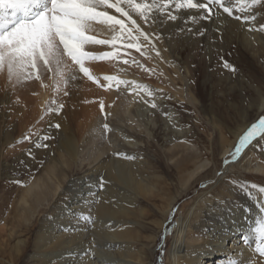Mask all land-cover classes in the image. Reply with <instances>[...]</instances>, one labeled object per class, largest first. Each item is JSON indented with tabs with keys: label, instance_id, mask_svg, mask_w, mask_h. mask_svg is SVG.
<instances>
[{
	"label": "bare ground",
	"instance_id": "obj_1",
	"mask_svg": "<svg viewBox=\"0 0 264 264\" xmlns=\"http://www.w3.org/2000/svg\"><path fill=\"white\" fill-rule=\"evenodd\" d=\"M218 10L222 12L221 9ZM172 11L173 14L176 13V10ZM108 12L118 17L120 16L114 9H109ZM132 15L145 32L150 34L162 33V38L159 40L153 36L150 45L155 44L158 47L159 55L172 57V59L174 49L171 43L177 40L179 29H185V31L179 33L180 36L192 39L196 35L193 32L187 33V27L190 25H194L192 26L194 27L193 29H209L210 27L209 31L213 32L225 26L227 27L228 24L236 28L234 25L238 24L236 19L227 17V14L223 13L221 20L201 21L199 26L193 24L192 21L187 24L189 20L178 19L176 22L167 21L162 27L158 24H145L135 13H132ZM242 25L247 27L249 24L243 22ZM115 32H118L117 27L116 31H113L107 24L93 22L86 34L89 36L106 37L105 35L108 34L113 36ZM260 34L263 35V33ZM241 36L247 42L249 37L254 35L243 30ZM207 37L208 32L206 31L203 39ZM140 38L145 41L143 37ZM178 61L174 59L176 68L181 74L183 70ZM60 65L56 66L52 83V92L54 91L56 95H53V93L46 95L44 91L41 95L40 104L34 108L31 114L34 117L26 119V123L28 125L29 122L31 123L32 120L34 121L40 116L42 118L41 126L39 124L37 129L41 130L40 128H44L42 130L44 132H42V137L44 135L49 136V132L53 133V140L43 141L40 138L38 141L50 144L47 156L49 159H55L51 160L54 162L48 165L44 171L46 176H52L56 174L60 166L62 167V175L56 189L53 191L52 197L48 198L49 203L46 208L33 209L34 211L31 212V208L35 205L29 202L28 196L33 194L32 192L36 186L35 182L23 190L20 197L13 196V189L11 187L9 191L10 196L2 198L0 205L5 209L10 208L11 210L9 217H3L5 218L3 226L0 225V260H6L9 264H21L22 258L31 247L32 252L29 254L30 264H157L155 256L159 232L165 227L169 213L175 206V203L178 202L180 195L189 187L188 184L193 183V179L199 172L208 166V162H201L199 154H192L184 165L178 166L179 182L181 184L179 193H166L161 188L162 186L160 187L158 179H155L157 176H150L144 172L146 161L138 158L140 156H138V152L141 150L129 149L130 147L128 149L119 150L118 148L116 150L112 145L97 144L98 136L103 133L102 128L99 129V126L105 122V111H110V114L116 116L118 120L126 118L130 122L127 124L133 126L130 121L131 118L133 119L131 111L133 104L127 97L120 94V89L115 88L108 89V93H104L99 89L89 91L93 93H90V96H86L87 98L90 97V104L84 110L87 119H83L84 124L82 123L83 125L78 127V132L82 133H79L81 137L76 136L72 132L74 127L70 116L72 112L70 105H73V103L70 100H72L78 87V89H82L81 91H85V88L81 87L80 84L83 76L78 72V65H75L72 61H63ZM85 66L88 67L86 62ZM89 70L93 73L90 68ZM60 72L64 73L65 78H68L73 73L78 78L75 81H70L67 87H65ZM186 72L189 73L188 68H186ZM104 76H100L101 83L106 82L103 80ZM57 87L63 88L65 91L71 93L72 96L70 98L65 97L63 91H57ZM27 90L25 93L31 91L30 89ZM98 96L106 100V105H104L108 109L105 108L103 112L99 107L101 99L99 103L96 102ZM55 97L56 99L54 100L53 98ZM64 98L69 103L65 110H61L59 113L48 111L51 105L56 106ZM186 98L190 102L195 101L192 95ZM11 99L9 96L0 98L1 105L8 108L13 107L14 104ZM14 108L17 107L14 105ZM79 108H81V105ZM149 108L151 107L148 105L143 107V115ZM263 108L264 104H260L259 111ZM152 111L157 119L153 118L150 120V124L154 123L155 127L161 119V112L156 113L155 109H152ZM22 113L24 114V112ZM23 114L21 115L23 116ZM24 117L26 118V116ZM56 123L61 125L59 129L52 127ZM15 129V125L8 123L6 113L1 112L0 148L2 152L7 144L14 142V139L17 138ZM33 131L30 132L32 133ZM147 131L150 135L152 134L151 129ZM239 134L235 135V139L239 137ZM84 137H86L85 140L83 139ZM235 141L233 140L229 143V147L224 150L225 153L234 145ZM81 142L85 143L84 148H81ZM134 142L130 141L129 144H133ZM94 144L97 145L92 146ZM31 149L36 153L44 152L43 148H36L34 144ZM175 150L185 152L190 150V147L184 144H177L174 145L173 149H170L171 159H174L178 163L179 153L175 152ZM57 151L64 153L63 155L68 157L69 162L61 158L63 157L62 154L60 157H57ZM114 153H124L127 156L135 157V159H125L122 156L114 155ZM22 155L26 157L27 152ZM189 155L187 154V156ZM190 162L192 164L191 167L188 164ZM71 163L76 167L88 163L89 170L86 169L88 170L87 173H84L82 176L70 178L66 169L64 170V164L70 167ZM11 166L6 160L0 159V177L8 173L7 171ZM241 166L249 171H253V173H264V166L261 164L255 165L249 162ZM226 177L228 175L222 179H218L214 185L207 186L206 189H203L198 194L194 201L182 204L179 217L177 218L178 225L174 232L175 240L171 243L167 254V264H226V260L231 254L245 247L243 240L245 235L250 234L249 225L252 224L250 217L257 215L260 203L258 199L253 198L261 196L259 186L257 185V188L251 191L252 184H250L248 190L252 193V196H249L243 191H236L235 187L227 182L228 178ZM102 182L105 183L103 189L100 187ZM37 186L39 188L42 185ZM15 187H20V184L15 183ZM17 190L20 191L21 189ZM159 195H162L160 198L164 200L163 205L158 207V216L155 215L157 213L151 216L149 215V210L141 205L142 201L153 198L156 200ZM47 197L45 196V198ZM38 201L40 200L38 199L35 202ZM155 208L157 209V207ZM245 209H250V211L245 212ZM89 215L93 218L94 222L85 219ZM9 223H11L12 230L10 233L7 232ZM207 245H212L213 250L210 254L203 255L202 253L207 252V248L205 247ZM243 256L246 258L248 251H244Z\"/></svg>",
	"mask_w": 264,
	"mask_h": 264
},
{
	"label": "rangeland",
	"instance_id": "obj_2",
	"mask_svg": "<svg viewBox=\"0 0 264 264\" xmlns=\"http://www.w3.org/2000/svg\"><path fill=\"white\" fill-rule=\"evenodd\" d=\"M257 12V21L251 22V26L255 28H258L260 24L264 23V8L257 9ZM109 14L112 13L109 12ZM188 23H191V20H189L187 24ZM240 23L242 25L243 21H238V24L234 25L236 28L228 24L227 27L225 26L213 32L209 31L210 27L209 29L206 28L208 29V37L205 38L206 40L203 39L204 36L198 35L192 39L184 38L179 35L181 31L178 30L177 40L171 43L174 49L173 59L172 57L157 55L153 46H151L149 42L143 41L142 38L139 39V43L142 45L140 51L134 48H127L125 40L117 41L115 48H113L110 43H89L85 45L84 50L94 55H102L113 51L117 52L115 58L86 61L88 67L93 71V76L100 79V76L113 75L119 79L136 81L139 84L147 85L153 92V96H148L144 91L140 92V96H136L135 93H130L128 88L122 85L119 88L120 94L127 97L133 104L131 109L133 119L131 118L130 121L135 127L129 126L127 123L130 122L126 118L118 120L116 116L110 114V111L108 112V110L105 111L104 109L105 122H103V124L107 123L111 131L104 132L102 128L103 124H101L99 129L102 128L104 134L98 136L97 144H105L106 146L112 145L116 150L118 148L119 150L128 149L129 147V149L141 150L142 152H138V156L140 155L138 158L146 161L144 172L150 176H157L155 179H158L160 187L162 186L161 188H163L166 193H179L178 191L181 189V184L179 182L178 166L184 165L192 154H199L201 156V162H208V166L199 172L193 179L192 184H188L189 187L185 189L183 194L180 195L178 202L175 203L174 207L178 210L175 212L174 223L171 216L173 207L169 213L165 227L159 232L156 247L157 253L155 256L157 264H160L161 258L163 264H167V254L171 243L175 240L174 232L178 225L177 218L179 217L182 204L194 201L203 189H206L207 186L214 185L218 179H222L227 175V182L234 186L238 192L241 191V184L247 185L248 189L250 184H256L259 187L264 186L263 172L253 173V171H249L241 166L249 162L251 164H261L264 166V151L259 150L256 146H248L242 149L241 153L235 158L232 156L240 136L252 122L264 116V108L259 111L261 98L264 97V33L261 35V32L258 30L249 31L247 30L249 25L247 27L242 25V27H240ZM97 24L101 23L97 22ZM200 24L201 21L195 25L199 26ZM192 26L194 25L188 26L187 29L189 27L193 29L194 27ZM117 30L119 31L118 26ZM243 30L254 35L250 36L247 42L241 36ZM194 32L195 29H193V33ZM187 33L191 32L187 31ZM259 34L260 36H258ZM115 35L116 32L113 36L108 34L105 35L106 37H97L93 35L92 37L96 40L111 41ZM133 35H137L135 31ZM156 48L158 49L155 45V49ZM174 59L177 61L179 60L178 62L182 66L181 69L183 73L180 74L178 72ZM68 60L72 61L71 58L65 54L62 63ZM124 60H128L129 63L124 64ZM132 61H136V63H132ZM225 63L232 65L236 71L233 72L230 68L225 67ZM186 68L189 69V73L186 72ZM55 69L56 66L53 65L52 70L49 71L41 63L39 65V79L33 74L30 78L22 80H17L15 78L10 79L6 69L0 71V98L9 96L10 99L12 98L11 101L13 100V104L17 107L14 108L13 105V107L11 106L8 108L2 106L0 102V113L5 112L8 123L15 125L17 129H15V135L18 141L14 139V142L7 144L5 149L3 148V152L5 153H3L0 148V159L6 160L9 165H12L10 169H8V173L0 177V202L2 198L10 196L9 191L11 187L13 189V196L20 197L23 190L35 182V190L32 192L33 194H30L31 197L28 196L29 202L35 205L31 208V212L35 209L46 208L48 206V198L52 197L53 191L56 189L62 175V167L59 166L56 174H54L55 176H46L44 169L54 162L51 160H55L49 159L47 156L49 147L43 148L44 152L42 153H36L31 149L32 145L38 142L44 133L42 131L44 128H40L41 130L37 129L42 118L38 116L36 120H32L28 125L26 123V119L34 117L31 116V114L34 108L40 104L41 95L44 91L46 95L52 93L56 95L54 91L52 92ZM61 70H63V68H61ZM27 71L33 72L31 68ZM79 74L83 76L82 73ZM80 84L81 87L85 88V91H81L82 89H78L79 87L77 88L74 93L75 96L73 95L72 100H70L73 103V105H70L72 110L70 116L74 127L72 132L76 136L81 137L80 134L82 133L78 132V127L83 125L84 120L87 119L84 110L85 107L90 104V97L87 98L86 96H90V93H93L89 92L91 90L99 89L104 93H108V89L89 80L85 76L82 77ZM103 84H106V82L101 83V85ZM27 89L31 91L25 93V91H28ZM84 92L87 95H85ZM191 95L195 98V101L190 102L187 100L186 97H190ZM71 96L72 94L69 93V95L65 97L70 98ZM141 96L149 102L154 100L158 105L155 112H161V119L157 122L155 127L154 123L150 124V120L153 118L157 119V117L153 115L152 109L149 108L146 110L147 112L144 115L142 113L143 107L147 105L140 100ZM53 99L55 100L56 97ZM100 99L104 104L106 103V100L104 98L102 99L100 96H98L96 102L99 103ZM61 103L64 104V109L62 110H65L69 105L66 98L61 100ZM80 105L81 108H79ZM52 106L53 108L56 107L55 105H51L50 107L52 108ZM105 108L108 109L106 106ZM22 112H24V114ZM165 113L168 115L165 116ZM21 114H23V116ZM106 114L110 115L106 116ZM24 116H26V118ZM148 129H151V135L148 133ZM30 131L33 132L31 133ZM237 133L240 134L239 137L235 139ZM26 134L31 137L30 140L26 141L23 139ZM48 134L50 137L53 136L52 132ZM85 138L86 137L83 139L85 140ZM19 140L22 141V143H20ZM233 140H236L234 145L225 153L224 150L229 147V143ZM130 141L135 142L129 144ZM260 143L264 144V140H261ZM177 144H184L190 147V150L185 152L181 150L178 152V150H175V152L179 153L178 163L170 157V149H173L174 145ZM80 145L81 148L85 147L84 142H81ZM96 145L94 144L92 146ZM9 152L12 153L9 154ZM26 152L27 156L24 157L22 154ZM29 152H31V155ZM189 153L191 154L189 155ZM61 154L63 155L64 153L57 151L56 155L60 157ZM187 154L189 156H187ZM61 158L69 162L67 156L63 155ZM225 161H227V163H225ZM188 164L190 167L192 166L191 162ZM64 166V170L66 169L70 178L82 176L89 170L88 163L80 167H76L72 163L70 167H67L65 164ZM31 167L35 170H32ZM15 180L22 181L20 187H15ZM37 185L42 186L38 188ZM202 185L204 186L202 187ZM19 188L21 189L20 191L17 190ZM252 189L253 188H250L251 191H254ZM45 196L48 197L45 198ZM160 197H162V195H159L156 200L153 198L151 200L142 201L141 205L149 210V215L153 216V214L157 213L155 215L158 216V207H161L164 202ZM38 199L40 201L35 202ZM155 207H157V209ZM10 210V208L5 209L0 205V225L3 226L5 218L9 217ZM10 224L11 223L8 224V233L12 231ZM169 227L170 230L166 232L165 229ZM30 252H32L31 247L28 249V253L22 258L21 264H30ZM0 264L9 263L6 260H0Z\"/></svg>",
	"mask_w": 264,
	"mask_h": 264
},
{
	"label": "snow or ice",
	"instance_id": "obj_3",
	"mask_svg": "<svg viewBox=\"0 0 264 264\" xmlns=\"http://www.w3.org/2000/svg\"><path fill=\"white\" fill-rule=\"evenodd\" d=\"M259 8H264V0H0V71L6 69L10 79H28L33 74L39 79L41 63L51 71L53 65L58 67L61 64L63 56L66 54L74 64L78 65L79 73L106 89H119L123 85L136 96H140L141 91H144L148 96H153V92L147 85L119 79L113 75H105L103 80L107 83L101 85L100 79L92 75L89 68L85 66V62L115 58L117 52L94 55L84 50L85 45L110 43L115 48L117 41L125 40L127 48L140 51L142 47L139 43L140 37L149 43H152L153 36L157 40L162 38V33L145 32L133 18L132 13H135L145 24H158L161 27L167 21L176 22L178 19L191 20L193 24H198L200 21L221 20L223 13L237 21L248 23L247 30L249 31L258 30L264 33V23L260 24L258 28L251 26V22H256L258 19L257 9ZM109 9H114L120 16L109 14ZM218 9H221L222 12ZM172 10H176V13L173 14ZM93 22L107 24L113 31H116L118 26L119 31L111 41L96 40L86 34ZM134 31L137 35H133ZM179 31L183 32L185 29L181 28ZM187 31L193 32V29L189 27ZM206 31V28H197L194 34L204 36ZM152 46L156 50V54L159 55L155 44ZM123 63L128 64L129 61L124 60ZM132 63H136V61H132ZM225 67L230 68L233 72L236 71L230 64L225 63ZM29 68L33 72H28ZM60 76L65 87L70 81H75L78 78L74 73L65 78L64 73L60 72ZM57 91H63L65 96L69 95V92L63 88L57 87ZM140 100L152 109L158 108L154 100L149 102L142 96ZM260 103L264 104V97L261 98ZM63 108L64 104L59 103L55 108H49L48 111L59 113ZM100 109L102 112L105 109L103 101L100 102ZM52 127L59 129L61 125L56 123ZM102 128L104 132L111 131L107 123L103 124ZM52 138L47 135L42 137L43 141ZM23 139L30 140L31 137L26 134ZM261 140H264V116L252 122L240 136L232 156L235 158L242 149L248 146H256L259 150L264 151V144L260 143ZM34 146L36 148L49 147L47 143L40 142H36ZM29 154L31 155V152ZM114 155L122 156L125 159H135V157L127 156L124 153H114ZM14 183L22 184V181L15 180ZM100 187L103 189L105 183L102 182ZM251 187L256 189L257 185L252 184ZM240 190L252 196L247 185L241 184ZM259 193L261 196L253 197L260 203L257 215L250 217L252 224L249 225L250 234L244 236L245 247L231 254L227 258L226 264H264V186L259 187ZM177 210L176 207L172 209L173 223ZM249 211L250 209H245V212ZM85 219L94 222L90 215ZM169 230L170 227L165 229L166 232ZM205 247L207 252L202 254H210L213 246ZM244 251H248L246 258L243 256ZM160 264H163L162 258Z\"/></svg>",
	"mask_w": 264,
	"mask_h": 264
}]
</instances>
